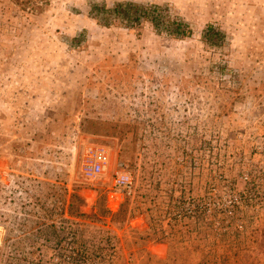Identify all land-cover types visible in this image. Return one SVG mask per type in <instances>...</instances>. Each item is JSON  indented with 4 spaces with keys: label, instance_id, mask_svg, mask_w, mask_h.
I'll return each mask as SVG.
<instances>
[{
    "label": "rangeland",
    "instance_id": "obj_1",
    "mask_svg": "<svg viewBox=\"0 0 264 264\" xmlns=\"http://www.w3.org/2000/svg\"><path fill=\"white\" fill-rule=\"evenodd\" d=\"M117 1L0 0V264H264V0H134L179 37L90 12Z\"/></svg>",
    "mask_w": 264,
    "mask_h": 264
},
{
    "label": "trees",
    "instance_id": "obj_2",
    "mask_svg": "<svg viewBox=\"0 0 264 264\" xmlns=\"http://www.w3.org/2000/svg\"><path fill=\"white\" fill-rule=\"evenodd\" d=\"M16 1L21 2L22 0ZM28 1H34V5L38 8L41 6V9L42 4L45 2V0ZM90 12L99 22L106 25H111L116 21H122L127 26L136 27L140 26L144 21H149L156 30H164L170 35L179 37L192 34V29L187 22L180 18L170 19L165 8L159 4H144L134 0L117 1L111 6L94 3L90 8ZM202 36L203 40L211 45H218L226 41V32L213 23L207 24L202 32ZM74 199L79 200L80 206L84 203V198L78 194L73 195V200ZM73 200L69 204V210L72 213L74 212L73 208H75ZM102 200L105 201L104 196L102 197ZM124 204L125 203L122 204L120 212L124 211ZM102 211L107 214L119 213L112 212L106 207H104V210ZM81 213L84 214L85 212Z\"/></svg>",
    "mask_w": 264,
    "mask_h": 264
},
{
    "label": "built area",
    "instance_id": "obj_3",
    "mask_svg": "<svg viewBox=\"0 0 264 264\" xmlns=\"http://www.w3.org/2000/svg\"><path fill=\"white\" fill-rule=\"evenodd\" d=\"M84 148V156L81 174L87 181H94L104 176L110 168L112 157L108 148L95 143L89 136L81 142ZM132 183L131 174L126 170H117L113 175V184L116 188L127 189ZM1 246V241H0Z\"/></svg>",
    "mask_w": 264,
    "mask_h": 264
},
{
    "label": "flooded vegetation",
    "instance_id": "obj_4",
    "mask_svg": "<svg viewBox=\"0 0 264 264\" xmlns=\"http://www.w3.org/2000/svg\"><path fill=\"white\" fill-rule=\"evenodd\" d=\"M85 137H83V139H84Z\"/></svg>",
    "mask_w": 264,
    "mask_h": 264
}]
</instances>
